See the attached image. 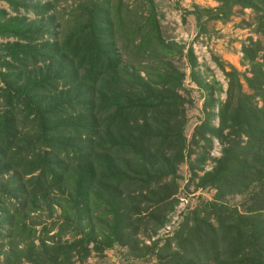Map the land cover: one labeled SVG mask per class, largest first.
<instances>
[{"label":"trees","instance_id":"obj_1","mask_svg":"<svg viewBox=\"0 0 264 264\" xmlns=\"http://www.w3.org/2000/svg\"><path fill=\"white\" fill-rule=\"evenodd\" d=\"M135 2L132 17L124 0L81 6L73 20L75 31L60 48L49 47L50 61H61L56 69L49 66L34 72L37 62L31 69L27 65L31 53L6 49L5 57L20 65L7 67L5 87H0V178L9 177L3 185L7 198L0 199V264H71L74 257L84 261L93 251L133 245L143 225L134 217L142 204H153L155 199V230L163 226L166 200L177 194L176 172L184 159L186 140L169 126L177 120L171 114L172 103L179 105L165 95L116 98L109 82V76L122 68L118 42L132 48L138 58L153 53L162 39L154 0ZM189 15L205 17L200 9ZM207 17L228 18L223 9L212 10ZM0 34L25 40L34 33L6 26ZM231 74L228 98L219 107V128L208 120L196 132L207 143L210 134L230 146L203 177L196 169L202 170L207 154L191 164L199 187L216 190V200L189 212L165 239L135 249L137 259L145 261L153 255L155 264H264V74L256 70L246 79L252 94L245 93ZM110 93L111 101L105 99ZM164 117L169 118L168 125L156 133L137 124L139 118L159 124L166 121ZM225 131L236 140H229ZM37 171L38 176L26 179ZM168 184L175 185V191L166 197L162 192ZM250 186L249 196L239 206L243 211L221 201L248 192ZM68 189L67 204L81 213L92 198L93 208L110 209L103 216L111 218L101 231V241H92L94 231L73 227L69 211L60 228L72 232V242L48 245L28 221L42 207L39 197L46 195L48 202L55 190L63 194ZM128 201L135 202L136 211H130Z\"/></svg>","mask_w":264,"mask_h":264},{"label":"rangeland","instance_id":"obj_2","mask_svg":"<svg viewBox=\"0 0 264 264\" xmlns=\"http://www.w3.org/2000/svg\"><path fill=\"white\" fill-rule=\"evenodd\" d=\"M55 1H60L56 3ZM93 1L103 0H0V28L18 27L26 33H34L25 40L6 38L0 34V87L4 88L3 77L8 75L7 67L18 66L11 58L5 57L6 49L10 47L31 53L27 59V65L32 68L37 62V69H46L49 66L55 69L61 64L59 58L50 61L49 47L60 48L71 33L75 31L74 16L79 13L80 7H89ZM128 11L134 15L137 3L135 0H124ZM159 13L162 39L151 54L140 55L136 58L127 45L118 42V48L123 53L122 68L117 73L109 76V82L115 87V97H145L147 95H165L172 101H177L179 106L171 109L172 117L177 120L171 123L175 133L182 132L185 138L183 162L178 165L176 172L177 194L170 196L175 191V185L162 192L170 198L166 200V212L163 215V226L156 231V206L149 202L142 204L138 215L134 218L142 219L143 225L138 228L129 246L115 245L114 248L104 253L92 252L86 260L81 261L74 257L71 264H155L153 255L147 260H139L134 256L135 249H143L146 246L165 239L172 234L175 228L189 213L201 207L203 203L213 202L217 198L214 189L199 187V179L192 174L191 164L197 162L200 154L205 152V161L202 170L196 169L197 175L203 177L216 166V160L223 155V150L229 148L225 141L217 136L207 134L206 138L211 143L201 140L198 132L202 123L209 120V124L219 128V107L228 98L230 87V74H235L240 80L244 92L252 94L248 88L246 79L253 77V72L260 70L264 74V0H154ZM202 10L205 17L200 20L196 15ZM223 9L228 18L226 21L210 19L207 16L210 11ZM36 59V60H35ZM43 59V60H42ZM25 58H22V62ZM60 61V63H59ZM235 71V72H233ZM231 74V75H232ZM119 89L122 93L119 92ZM114 94L110 93L105 98L111 101ZM259 102V99H256ZM212 104V108H207ZM260 107L261 103L259 102ZM210 114V118H208ZM171 117V118H172ZM159 124H149L148 120L139 118L138 125H145L148 132L156 133L168 125V119ZM151 123V122H150ZM229 140H236L234 136H228ZM204 156V155H203ZM202 158L199 157V159ZM40 171L35 172L26 179L36 177ZM9 181V177L0 178V199L7 198L3 185ZM170 182V178L167 180ZM253 186L248 192L223 198L221 201L230 207H239L249 196ZM246 190V191H247ZM145 195L146 192L144 191ZM111 193L106 196L110 200ZM46 198V195L43 196ZM161 197V195H160ZM44 198H38L42 204L40 210H35L28 217V221L37 229L38 236L44 237L45 243L52 245L57 242H72L74 237L70 230H64L65 212L69 211L73 220V227L84 228L86 232L94 231L92 241H101L108 220L104 219L110 209L107 207L98 210L93 208L95 200H90V205L82 210L77 206L67 204L70 199V191L63 194L55 190L51 200L45 202ZM175 200L178 203L172 207ZM45 202V203H44ZM129 203V201L127 202ZM135 202H130V211H136ZM88 206V205H87ZM82 208V207H81ZM240 211L242 207H239ZM93 211V212H91ZM75 213L76 218H73ZM81 213V215H80ZM163 214V213H162ZM162 214L160 217H162ZM155 219V220H154ZM80 221V222H79ZM66 223V221H65ZM147 224V226H144ZM48 228L44 234L42 230ZM80 229V228H79ZM72 230V229H71ZM81 231V229H80ZM39 245V240L36 241ZM91 247H94L91 245ZM133 249V250H132Z\"/></svg>","mask_w":264,"mask_h":264}]
</instances>
